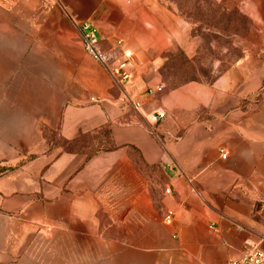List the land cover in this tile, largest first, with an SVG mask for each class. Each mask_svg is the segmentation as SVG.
Here are the masks:
<instances>
[{"label": "crops", "instance_id": "obj_1", "mask_svg": "<svg viewBox=\"0 0 264 264\" xmlns=\"http://www.w3.org/2000/svg\"><path fill=\"white\" fill-rule=\"evenodd\" d=\"M172 1L0 0L1 251L24 247L28 223L114 264L264 250V0H216L247 19L242 56L168 88ZM87 24L136 54L129 81L84 50Z\"/></svg>", "mask_w": 264, "mask_h": 264}, {"label": "rangeland", "instance_id": "obj_2", "mask_svg": "<svg viewBox=\"0 0 264 264\" xmlns=\"http://www.w3.org/2000/svg\"><path fill=\"white\" fill-rule=\"evenodd\" d=\"M178 16L171 47L162 54V81L173 88L189 81L211 82L242 56L247 19L216 0H173ZM4 221L0 219V227ZM26 243L16 240L10 251L0 250V264H114L105 256L84 258L79 244L52 240L41 228L27 227Z\"/></svg>", "mask_w": 264, "mask_h": 264}, {"label": "built area", "instance_id": "obj_3", "mask_svg": "<svg viewBox=\"0 0 264 264\" xmlns=\"http://www.w3.org/2000/svg\"><path fill=\"white\" fill-rule=\"evenodd\" d=\"M48 2H61V0H46ZM84 50L98 63L107 68L117 82H127L132 77V70L138 64L137 56L132 51L122 48V40H115L109 48H103L102 36L99 35L90 25H84L80 29ZM164 89L163 84H159L151 89V92H160ZM134 108L140 111L143 107L141 101L132 102ZM165 113L156 112L155 119L164 118ZM227 154L222 151V157ZM170 192V190H167ZM174 216L173 211H168L165 217L166 222H171ZM226 264H264V250L258 243H249L243 252Z\"/></svg>", "mask_w": 264, "mask_h": 264}]
</instances>
